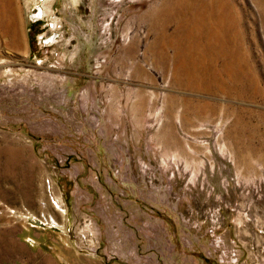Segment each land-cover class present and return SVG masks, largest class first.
<instances>
[{
  "label": "rangeland",
  "instance_id": "1",
  "mask_svg": "<svg viewBox=\"0 0 264 264\" xmlns=\"http://www.w3.org/2000/svg\"><path fill=\"white\" fill-rule=\"evenodd\" d=\"M0 264H264V0H0Z\"/></svg>",
  "mask_w": 264,
  "mask_h": 264
},
{
  "label": "bare ground",
  "instance_id": "2",
  "mask_svg": "<svg viewBox=\"0 0 264 264\" xmlns=\"http://www.w3.org/2000/svg\"><path fill=\"white\" fill-rule=\"evenodd\" d=\"M40 17L42 18V14L40 15Z\"/></svg>",
  "mask_w": 264,
  "mask_h": 264
}]
</instances>
